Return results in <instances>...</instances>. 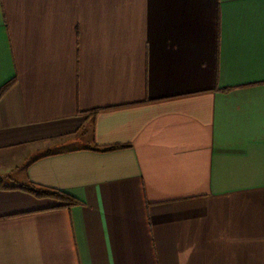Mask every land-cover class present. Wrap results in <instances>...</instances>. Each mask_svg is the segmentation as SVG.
<instances>
[{"label":"crops","instance_id":"1","mask_svg":"<svg viewBox=\"0 0 264 264\" xmlns=\"http://www.w3.org/2000/svg\"><path fill=\"white\" fill-rule=\"evenodd\" d=\"M14 77L0 264H264V0H0Z\"/></svg>","mask_w":264,"mask_h":264},{"label":"trees","instance_id":"2","mask_svg":"<svg viewBox=\"0 0 264 264\" xmlns=\"http://www.w3.org/2000/svg\"><path fill=\"white\" fill-rule=\"evenodd\" d=\"M15 82H16V77L12 78L11 80L7 81L6 83L0 86V98L6 92V90L9 87H11ZM97 112L98 110L95 109V110H92L90 113L92 115H95ZM128 146L129 145H124V144H113V145L104 146V147L95 146L92 149L98 150V151H114V150L122 149ZM16 187L18 189L31 193L36 197H40V198L41 197H52V198L61 200L65 203L66 206H74V205L82 204V202L79 199L71 195H68L62 191H59V190H46L34 184H24V185L22 184V185H17Z\"/></svg>","mask_w":264,"mask_h":264}]
</instances>
